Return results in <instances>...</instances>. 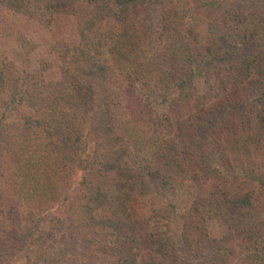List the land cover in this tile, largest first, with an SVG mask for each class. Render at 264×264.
Returning <instances> with one entry per match:
<instances>
[{"label": "trees", "instance_id": "1", "mask_svg": "<svg viewBox=\"0 0 264 264\" xmlns=\"http://www.w3.org/2000/svg\"><path fill=\"white\" fill-rule=\"evenodd\" d=\"M146 1L150 0H0L1 6L20 10L34 18L51 19L57 12H66L75 14L80 23V44L71 60L74 69L66 73L63 80L47 82L44 71L48 66L30 70L26 66H13L9 61L0 62V96L6 93L16 108L32 109V113L17 124L7 123L0 117V179H10L5 187L0 183V203L36 205L44 200L37 208L43 207L45 211L61 208L64 218L51 216L57 225L65 220V223L91 225L93 232L97 227L110 228L116 241L108 250H100L97 239L89 237L92 258L98 253H109L115 264H192L188 259L190 250H183L168 234L156 230L149 232L148 244L136 233L124 192L116 184L121 168L116 154L129 152L130 155L131 150H139L149 159V155L153 157L159 153L166 141L172 146L164 136L174 134L178 128L186 149L197 151L204 160L216 155L215 167L220 181L228 180L221 165H227L232 152H238L239 157L247 156L245 143L249 145L251 164L255 157L264 156V13L255 10V6L252 10L229 6L227 26L217 25L221 27V37L215 36V31L209 36L207 32L212 31L209 26L200 30L192 27L187 35L182 29L181 15L164 14L160 32L163 40L154 46H160L159 57L154 61L140 50L147 43L152 25L148 18L140 15ZM199 1L198 5L206 7L219 0ZM84 16H89L87 22ZM24 39L22 35L19 41L26 48ZM138 57L143 58L140 63ZM108 67L115 73V77L111 75L113 88L109 86L108 94L98 101V92L95 93L91 86H87V92L81 75L92 68L108 76ZM197 76L205 82L203 91L196 87ZM138 83L151 92H167L172 96L165 117L152 116V110L147 116L133 117L134 110L130 107L138 105L139 98L132 95L130 102L118 100L119 91L130 92ZM259 87H263L261 92ZM223 107L230 112L213 123L205 120L206 116L198 115L199 111L214 113ZM235 124L242 131H234ZM208 126L209 130H203ZM252 126H257L256 132L246 129ZM94 129L97 132L93 134ZM224 139L234 146H226ZM212 142L223 146L202 152L205 143ZM93 144L97 146L94 148L97 149L94 155L97 162L84 161L89 164H86L87 170L70 172L68 162L91 154ZM153 164L150 162V172L169 183L172 176ZM51 165L62 167L72 176L49 186V182L42 181V176ZM247 167L248 170L241 168L239 174L243 185L249 186L248 190L244 188L246 192L232 196L225 203L216 195L200 194L195 205L199 212L197 214L195 209L196 218L191 212L187 214L185 230L196 226L208 236L207 225L203 224L205 208L215 215L221 206L223 211L230 213L233 208L255 205L257 198L250 184L256 181L264 190L263 166ZM134 177L142 178L139 174ZM78 184L85 186L86 191L74 194L66 203L73 185ZM49 188L54 190L48 193ZM63 193L65 199L60 200ZM102 208L109 209V214L97 217L95 212ZM11 210L19 212L16 207ZM157 214L165 216L164 211H157ZM56 217L59 220H54ZM240 232L245 240L241 264H264V226H246ZM5 238L6 234L0 233V264H4L5 257H13L5 251ZM45 241L46 237L37 236L29 241L35 253L34 264H46L42 251ZM16 246L12 252L21 244ZM216 247L210 256H204L201 264H225L237 254L233 245L220 243ZM66 255L65 249V252L54 254L51 263L47 262L69 264V259H64Z\"/></svg>", "mask_w": 264, "mask_h": 264}, {"label": "rangeland", "instance_id": "2", "mask_svg": "<svg viewBox=\"0 0 264 264\" xmlns=\"http://www.w3.org/2000/svg\"><path fill=\"white\" fill-rule=\"evenodd\" d=\"M198 3H200L199 0H150L144 2L145 9L140 15L148 18L147 21L152 25L147 43L140 49L141 54H147L154 61L156 56L159 57L160 51L158 49L160 46L156 48L154 46L160 42L159 40H163L160 32L163 27L164 14L169 12L173 15L179 14L182 16L184 20L182 29L187 35L192 27L200 30L209 26L212 31L206 32L209 36H212L213 31H215L217 37L222 36L221 27L225 28L229 21V6L242 10H252L255 6V10L264 13V0H219L217 4H208L206 7L198 5ZM83 18L87 22L89 16ZM43 20L22 13L20 10H10L0 5V62L9 61L13 66H26L30 70L48 66L44 71L45 79L47 82H57L63 80L66 73L74 69L71 60L80 44L79 18L72 13L57 12L51 19L44 18ZM218 24H221V27H217ZM22 35L25 37L23 42L26 48L20 42ZM221 56L224 57V55ZM142 59L138 57L137 61L140 63ZM110 69L108 76L107 73L95 71L92 68L87 69L81 75L83 86H86L87 92H89L87 86H91L95 93L98 92L96 98L98 101L99 97L108 94L109 86L113 88L111 75L115 77V73ZM104 76H107L106 79H102ZM196 87L199 91H203L206 87L201 76L196 77ZM259 90L261 92L263 87H259ZM117 94H119L117 95L118 100L123 102H130L132 95L139 98V104L130 107L131 111L134 110L133 117L147 116L146 113L150 110H152V116L165 117L169 112V101L172 97L167 92H151L139 83L132 91L125 93L119 91ZM235 107L232 108V111ZM30 112L32 113V109L26 106L18 108L12 106L6 93L0 96V117L5 122L17 124L22 122ZM227 112L230 111L223 107L214 113L199 111L198 115L206 116L204 119L213 123ZM184 113L187 114L185 111ZM175 120L179 123L178 117ZM93 122L96 124V121L93 120ZM235 126L234 131H242L239 125L235 124ZM209 128L210 126L203 130H209ZM246 129L256 132L257 126L247 127ZM177 131H179L178 128L174 134L164 136L166 140L171 141L172 146H169V141H166L159 153L153 155V157L149 155V159H146L145 154L139 150H131L130 155H128L129 152L116 154L121 163V168L118 170V176L116 177L118 183L116 184H119L121 191L124 192V200L128 204L136 233L143 238V242L148 244L147 235L149 232L156 230L168 234L169 237L180 244L183 250L184 248L190 250L191 256L188 259L192 264L195 262L201 264L204 256H210L220 243L233 245L237 249V254L225 264H241L243 262L241 254L245 252L243 248L245 240L240 230L246 226L256 224L264 226V190L256 181L250 184L252 190L255 191V198H257L254 206L233 208L230 213L223 211L221 206L215 215L208 213L205 208L206 217L203 219V224L207 225L208 236L203 235L196 226H190L185 230L184 223L187 214L190 212L196 218L195 209L198 214L199 208H196L195 205L199 202L198 197H200V194L216 195L215 197L221 203H225L232 196L240 192H246L249 186L243 185L239 172L243 167L248 170L247 166L249 165L256 167L255 169L262 165V171L264 172V156L260 154V159L255 157L254 164H251L248 159L251 154L248 155L249 145L247 143L244 145L247 156L239 157L238 152L230 150L232 152L229 155L230 161L225 166L221 165L222 171L228 177V180L227 182L225 180L220 181L216 171L217 167H215L216 155L204 160V158L198 156L197 151L186 149ZM96 132L97 130L94 129L92 133ZM177 135H179V138ZM223 143L228 147L234 146L228 139H224ZM94 144L91 154L81 157L80 160L75 162H68L70 172L74 173L75 170L82 169V173L83 170H87V165L97 162L94 156L95 151H97L94 148L97 146ZM100 144L103 145L102 142ZM218 145L223 146L220 143L212 142V144L205 143L204 147L199 146V148L205 153L208 150H215ZM150 162H154L153 166L172 176L168 179L169 183H165L163 177L150 172ZM259 163L261 164L259 165ZM51 166L50 168L47 167L49 168L48 172H43L42 176V181L49 182V186H52L57 180L63 182L64 179L72 176V173L66 172L58 165ZM134 174H139L142 178L137 180ZM9 180V177H1L0 183L5 187L6 182ZM244 188L247 190H243ZM47 190H49L48 193H51L54 188ZM72 190L70 196L66 198V203L74 194H83L86 187L80 184L73 185ZM62 199H65V193L61 195L60 200ZM25 202L27 201L25 200ZM41 203H44V200ZM40 204L0 203V233L6 234L7 247H5V251L13 256L5 257L4 264H34L35 253L29 247V241L36 236L39 238L46 237L47 239L42 244L46 264H49L47 261L52 262L54 254L65 252V249L68 255L64 256V259H69V264H115V259L109 253L106 255L105 253H102V255L98 253L92 258L93 251L90 247L89 237L97 239L100 250H108L109 247L113 246L116 237L112 234L110 228L97 227L93 232L89 227L91 225L88 226L73 221L72 223H65V220H63V224L58 223L57 225L51 220V216L58 215L60 219L64 218V214L60 212L61 208L57 206L55 210L45 211L42 209L43 207L37 208ZM15 207L19 208V212L18 210L17 212L11 210ZM108 211L110 210L102 208L96 211L95 214L97 217H101L108 215ZM157 211H164L165 216L158 215ZM54 220L59 219L56 217ZM6 227L7 229L4 230ZM17 244H21V246L12 252L14 250L13 246L17 247ZM10 245L13 246L10 247Z\"/></svg>", "mask_w": 264, "mask_h": 264}]
</instances>
